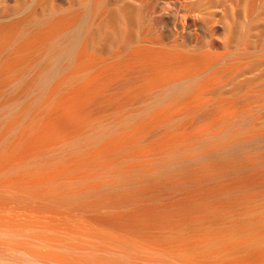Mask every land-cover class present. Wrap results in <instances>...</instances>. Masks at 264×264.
I'll return each mask as SVG.
<instances>
[{
    "label": "bare ground",
    "instance_id": "1",
    "mask_svg": "<svg viewBox=\"0 0 264 264\" xmlns=\"http://www.w3.org/2000/svg\"><path fill=\"white\" fill-rule=\"evenodd\" d=\"M9 194L0 264H264V0L1 22Z\"/></svg>",
    "mask_w": 264,
    "mask_h": 264
},
{
    "label": "rangeland",
    "instance_id": "2",
    "mask_svg": "<svg viewBox=\"0 0 264 264\" xmlns=\"http://www.w3.org/2000/svg\"><path fill=\"white\" fill-rule=\"evenodd\" d=\"M40 0H0V23L1 22H8V23H10V22H12V21H15L19 16H22V15H25V14H27V13H29L32 9H37V11H38V13L40 14V13H42V12H46V11H49L51 8H53V7H56V6H58V5H60V3H61V0H54V1H52V0H44V1H41V2H39ZM170 6H172V5H170ZM173 9L175 10V8H174V6H173ZM174 10H172V8L170 7V9L168 10L169 12H171V11H174ZM177 10V9H176ZM5 196V195H4ZM7 196V197H6ZM5 197L7 198H5V199H3L4 197L3 196H0V205H1V207L2 206H5V207H10L11 209H14L15 207H11V206H9L11 203H12V200H13V206L15 205L16 207H22V208H18V209H16V210H20V209H24V208H26L27 206H28V204H26V202H28V201H26L25 202V200H23V198H21L22 200H20V197L18 198V197H14L13 195H6ZM9 197V198H8ZM11 197H14V198H11ZM17 201L18 199L21 201V203L19 202L18 204L16 203V201ZM3 200L6 202V203H9V201L11 202L9 205L7 204V206L4 204L5 202H3ZM24 201V202H23ZM18 202V201H17ZM2 203V204H1ZM4 204V205H3ZM25 204H26V206H25ZM12 205V204H11ZM18 205V206H17ZM24 207V208H23ZM10 208H8V210L10 209ZM1 221V220H0ZM2 222V221H1ZM0 222V223H1ZM5 224V222H3L1 225L3 226ZM7 225V227L9 226L10 228L13 226V224H10V223H8V224H6ZM12 225V226H11ZM5 225H4V227H1L0 226V232H1V236L3 235L4 236V234H7L8 232H6L7 230H9L8 228H7ZM16 227V226H15ZM2 228H6L7 230L5 231L4 229H2ZM17 228V227H16ZM3 231H2V230ZM4 231H5V233H4ZM3 233V234H2ZM8 235V234H7ZM1 236H0V238H1ZM9 236V235H8ZM6 237V236H5ZM4 237V238H5ZM10 238V237H9ZM3 239V238H2ZM8 238H5V239H3L4 240V242H2L1 243V241H3V240H1L0 241V243L2 244H0V247H3L4 249H5V245H7L6 244V242L5 241H7V243H8V241H9V239L7 240ZM10 239H13L12 237L10 238ZM15 240V239H14ZM11 241H13V240H10L9 242H10V244H14V241L13 242H11ZM16 243H15V245L17 244V243H19L17 240L15 241ZM4 243H5V245H4ZM9 244V243H8ZM18 245V244H17ZM19 245H22V244H19ZM8 248V247H7ZM3 249V250H4ZM6 250V249H5ZM3 251V253L4 252H6L7 253V250L6 251ZM11 250V249H10ZM10 250H8V253H9V251ZM0 251H2V248H1V250ZM13 252V251H12ZM14 252H15V250H14ZM1 254V253H0Z\"/></svg>",
    "mask_w": 264,
    "mask_h": 264
}]
</instances>
